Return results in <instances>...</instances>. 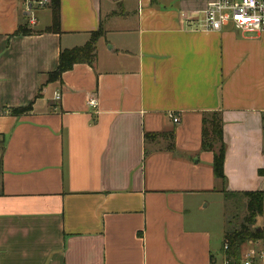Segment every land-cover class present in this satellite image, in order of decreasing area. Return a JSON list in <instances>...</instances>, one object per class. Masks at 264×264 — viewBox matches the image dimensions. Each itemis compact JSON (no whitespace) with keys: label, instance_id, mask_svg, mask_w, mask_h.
<instances>
[{"label":"crops","instance_id":"1","mask_svg":"<svg viewBox=\"0 0 264 264\" xmlns=\"http://www.w3.org/2000/svg\"><path fill=\"white\" fill-rule=\"evenodd\" d=\"M207 1L60 0L56 32L0 0V264H225L202 120L222 115L227 191L264 192V34L199 29ZM97 31L94 63L50 81Z\"/></svg>","mask_w":264,"mask_h":264},{"label":"trees","instance_id":"2","mask_svg":"<svg viewBox=\"0 0 264 264\" xmlns=\"http://www.w3.org/2000/svg\"><path fill=\"white\" fill-rule=\"evenodd\" d=\"M52 9V26L51 31L58 32L60 30V0H51ZM32 31L25 27H20L15 32L16 35L29 34ZM101 36V32L97 31L92 34V39L85 46L76 47L74 49L62 50L59 57V66L56 71L49 74L50 81H62V75L73 68L77 63H88L92 65L96 59L95 42ZM32 109V105L26 107H18L11 109L12 115H23ZM164 140V141H163ZM145 142H163L166 143L168 150L175 147V132L169 133H145ZM202 150L212 151L214 154L213 172L217 180L222 183V187L218 192L228 197H244L247 199L248 215L244 223L238 226H232L229 220V227L224 232L223 254L225 264H242V246L250 241L261 240L264 236L263 229L253 228L257 218L263 214L264 210V192H230L226 189V175L224 172V162L226 155V145L223 133V118L219 112H211L204 114L202 120ZM148 151L146 150V155ZM260 176H264V169H259ZM227 245V249L225 246Z\"/></svg>","mask_w":264,"mask_h":264},{"label":"built area","instance_id":"3","mask_svg":"<svg viewBox=\"0 0 264 264\" xmlns=\"http://www.w3.org/2000/svg\"><path fill=\"white\" fill-rule=\"evenodd\" d=\"M23 6L32 15L31 22L35 23L33 9L46 8L51 0H22ZM198 28L205 31H220L227 25L248 34H264V0H208L202 12ZM56 99H60L57 95ZM89 104L97 107L96 99H90ZM179 118L174 117V122ZM227 249V245L225 246ZM264 257V251L260 252ZM252 255L243 264H251Z\"/></svg>","mask_w":264,"mask_h":264},{"label":"rangeland","instance_id":"4","mask_svg":"<svg viewBox=\"0 0 264 264\" xmlns=\"http://www.w3.org/2000/svg\"><path fill=\"white\" fill-rule=\"evenodd\" d=\"M51 11H52L51 6L42 9L35 7L33 9V15L34 17H37L40 20V23L42 24L45 22L44 20L50 16ZM28 18H31V16H28ZM163 144L165 145L166 143ZM205 204H209V205L204 207L205 211L203 213L210 215L212 217H216L217 219L221 220L223 234L224 231H226V229L229 227V222H228L229 220L231 221L232 226L234 224H238L239 226L245 222L246 217L248 215L247 199L244 197L237 196V197L226 198L223 194H216L215 196L212 197L210 196L208 201H204L203 206ZM252 226L254 229L255 228L263 229L261 227H258L257 225H252ZM261 240L264 242V236ZM250 242L253 243L256 241H250ZM258 252H256L257 260H259L260 258ZM218 264H221L220 259L218 260Z\"/></svg>","mask_w":264,"mask_h":264}]
</instances>
